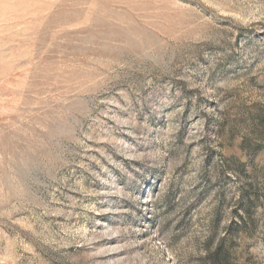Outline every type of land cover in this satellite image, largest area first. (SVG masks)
Instances as JSON below:
<instances>
[{
  "label": "rangeland",
  "instance_id": "374dc122",
  "mask_svg": "<svg viewBox=\"0 0 264 264\" xmlns=\"http://www.w3.org/2000/svg\"><path fill=\"white\" fill-rule=\"evenodd\" d=\"M264 264V0H0V264Z\"/></svg>",
  "mask_w": 264,
  "mask_h": 264
},
{
  "label": "trees",
  "instance_id": "16d2710c",
  "mask_svg": "<svg viewBox=\"0 0 264 264\" xmlns=\"http://www.w3.org/2000/svg\"><path fill=\"white\" fill-rule=\"evenodd\" d=\"M222 243H220L213 252L209 253V264H231L230 259L222 252Z\"/></svg>",
  "mask_w": 264,
  "mask_h": 264
}]
</instances>
